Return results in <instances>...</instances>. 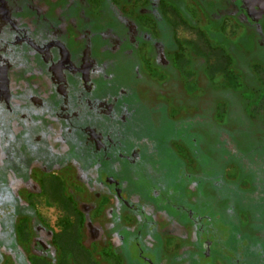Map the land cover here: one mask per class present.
Returning <instances> with one entry per match:
<instances>
[{"label":"flooded vegetation","instance_id":"1","mask_svg":"<svg viewBox=\"0 0 264 264\" xmlns=\"http://www.w3.org/2000/svg\"><path fill=\"white\" fill-rule=\"evenodd\" d=\"M236 28L247 53L228 41ZM136 52L160 73L176 53L206 58L204 83L231 88L208 132L222 144L220 124L250 110L264 143V85L255 98L242 81L264 69V0H0V264H264V155L230 161L207 201L209 179L176 156L195 127L176 115L154 129L117 86L112 66ZM100 75L115 96L96 97ZM147 165L142 187L133 170ZM211 219L225 237L204 238Z\"/></svg>","mask_w":264,"mask_h":264},{"label":"rangeland","instance_id":"2","mask_svg":"<svg viewBox=\"0 0 264 264\" xmlns=\"http://www.w3.org/2000/svg\"><path fill=\"white\" fill-rule=\"evenodd\" d=\"M237 31L238 33H236V36L233 35L228 41L231 45L236 46L237 49L242 50V52H245L246 50L247 53L248 50L246 46L248 44L245 42L248 41L247 36L244 40V31H241V29H238ZM217 38V44L219 46H226V43L222 39L223 34L217 35ZM243 42L245 47H242ZM228 46L231 48L229 44ZM228 46L226 48H228ZM137 53L138 52L134 53V56L127 55L126 57L121 58L116 65L112 66V70L117 67L115 70H117L120 75V78L117 76L115 77V80L118 83L117 86L126 89L129 95L131 94L134 99V116H136L138 120L143 117L142 115L149 116L148 119L150 122L156 126L154 129L159 126L160 122H162V125H165V123H169L168 121L174 120L176 115L179 116V118H177L178 120H189L190 126L195 127L194 131H192V139L188 141V143L182 145V148L184 149L182 155H176L175 151H173V155L181 157V163L184 162L182 165L187 168L189 174L193 173L198 175L200 180L206 178L209 179L208 182H205L206 184L201 190V194L204 197H207V201L210 196L209 194H212V191H215L213 188L214 183H216L217 187L218 185L220 186L222 182H227L226 177L228 178L229 175L227 171L232 172L234 169V166L231 165L232 162L230 161H233L236 157L235 162H237L239 154L242 158H246L249 161H252L253 157L254 159L258 157V160L262 162L264 143L254 134L255 122L253 119L254 113L252 111H245L243 109L246 121L243 120V118H232L233 124L231 125L233 128L220 124L221 131L219 132H222L220 139L225 136L221 140L222 144L219 141V135L217 133L211 134L208 132L209 125L213 122L215 123V121L219 122L218 118L220 119L224 111L227 109L228 101L225 103L223 102V99L230 97V94H227L226 92H228V90L231 91V88L220 89V83L217 82L220 81L219 77L216 78L215 83L210 81L204 83L199 70L204 71V66L207 65L206 58L202 60L199 59V57L193 59V56L189 55L190 58H188L189 62L187 64L184 58L185 54L182 53V55L180 54L179 56V53H176V65H174V68L170 66V69L173 71L160 73L152 66V64L150 65V59H148V57L144 60L142 59L143 57H137ZM245 61L246 59H240L242 65L246 64ZM255 75L257 78L252 77L245 79L246 77H242V81L247 83V86H245L247 92L255 90L254 95L255 98H257L262 91V85H264V69L259 67L255 70ZM94 81L97 86L96 97L106 99L110 96H115L117 93V88L112 90L113 86H111V84L109 86L107 85V80L104 75L97 76ZM255 85H257V87ZM254 86L255 89H253ZM234 89L237 90L236 86ZM220 91L222 92L220 93ZM249 104H251V102ZM223 105H225L226 108L223 107ZM259 107L264 109L263 104ZM215 111L219 112V114L215 115ZM235 126L237 130L235 129ZM245 131L249 133V136ZM167 140L168 139H166V141ZM257 145L262 146L260 151L250 153V151H252ZM167 153L170 154V151ZM219 163H224L225 166L223 169L217 166ZM210 164L213 167L211 169ZM152 174L153 170L148 168V165L144 168L136 167L133 170V175L136 176L135 179L142 183V187H146L152 182ZM149 179L151 181H149ZM211 182L213 183L211 184ZM159 190L161 191L159 192L161 197L165 195L166 198H168L165 189ZM183 197L187 200L185 201L187 205L186 207L189 208V203L191 205L192 203L188 191L184 193ZM243 198H246L245 194ZM169 201L174 204L176 199H171V197H169ZM251 208L254 209L253 206L251 207V205H249L248 211H250ZM237 210L239 213L240 207L239 209L237 208ZM180 211L183 213V210ZM248 211L244 210L243 213L245 221L246 219H249L250 221L252 220L250 216L251 214ZM207 214L210 215V212ZM206 222L204 221L203 224ZM211 223L212 224H209L210 226L212 225L211 229H209L210 227L208 225L207 229H205V227L203 230L206 232L204 238H209L212 231L219 232L225 237V233L228 229L225 228V226L223 227V224L216 219H211ZM237 224L238 226L243 224L239 217ZM230 230H232V228H230Z\"/></svg>","mask_w":264,"mask_h":264},{"label":"crops","instance_id":"3","mask_svg":"<svg viewBox=\"0 0 264 264\" xmlns=\"http://www.w3.org/2000/svg\"><path fill=\"white\" fill-rule=\"evenodd\" d=\"M80 251V250H79Z\"/></svg>","mask_w":264,"mask_h":264}]
</instances>
